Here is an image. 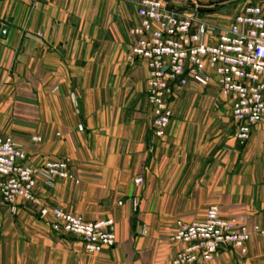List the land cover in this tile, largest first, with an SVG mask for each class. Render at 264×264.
Wrapping results in <instances>:
<instances>
[{"label":"crops","instance_id":"crops-1","mask_svg":"<svg viewBox=\"0 0 264 264\" xmlns=\"http://www.w3.org/2000/svg\"><path fill=\"white\" fill-rule=\"evenodd\" d=\"M195 1V11L215 7ZM228 10L200 19L226 27ZM139 25L136 7L117 0H0V135L29 141L39 164L68 160L78 186L100 198L85 202L113 203V264H134V256L150 264L173 221L203 220L213 205L261 233H252L246 255L222 250L209 264H264V121L241 144L213 78L205 99L188 96L191 82L173 100L167 137L156 139L148 66L127 61ZM36 137L41 145L30 142ZM73 185L60 184L56 197H72ZM134 219L145 221V235Z\"/></svg>","mask_w":264,"mask_h":264},{"label":"built area","instance_id":"built-area-1","mask_svg":"<svg viewBox=\"0 0 264 264\" xmlns=\"http://www.w3.org/2000/svg\"><path fill=\"white\" fill-rule=\"evenodd\" d=\"M136 7L140 25L132 30L136 42L127 61L148 66L147 93L153 112L152 130L164 139L173 119L170 102L189 83L209 87L216 78L222 97L231 103L236 139L245 144L253 129L264 121V13L247 5L232 24L218 27L204 22L194 10L180 13L166 0H117ZM83 131L82 128H80ZM25 152L11 139L0 138V197L6 203L16 199L36 202L33 189L36 171L24 166ZM44 170V171H43ZM47 178H68V163H48ZM141 185L143 178L136 179ZM65 231L84 240L90 253L115 245L112 222L85 224L78 218L57 212ZM57 231L59 226L54 227ZM249 234L235 231L216 207L209 209L201 223H178L173 242L182 244L173 264L209 262L224 247L245 253Z\"/></svg>","mask_w":264,"mask_h":264},{"label":"rangeland","instance_id":"rangeland-1","mask_svg":"<svg viewBox=\"0 0 264 264\" xmlns=\"http://www.w3.org/2000/svg\"><path fill=\"white\" fill-rule=\"evenodd\" d=\"M169 1H171L170 3L167 1L169 7L177 10L180 13H192L197 5L202 4L200 1L196 2L195 0ZM243 1L245 0H213V3L211 4L215 5L214 8H216L220 3L228 6L229 10L227 12L226 21H229V23L231 24L235 15L239 11L237 6L239 4H243ZM251 1V4L253 5H257L259 7L262 6L259 4L260 0ZM261 1L264 3V0ZM194 86L195 88L190 92L188 96L192 97L191 99H196L198 101L205 99L208 94L207 90L210 89V86L201 87L197 84H195ZM181 93H179V95ZM179 95H177L176 97H178ZM176 97L173 98L170 102L172 111V102L174 99H176ZM80 128L83 129V127L80 126L78 128V130L82 132ZM0 138L11 139L16 144L21 145L26 155L24 166L31 169L33 172H37L35 176L36 183L33 189V194L36 202H29L19 198L13 201V203H6L0 197V264H113L112 249L117 244L115 229L116 224L115 220H113V203H110L106 199V196L103 197L101 203L85 202L86 200L92 201L100 198L95 197L92 194L88 195L87 189L85 190L81 188V186H78L80 184V181L74 178V176L72 175L70 171V163L68 160L44 159L42 163L39 164L37 162H34V158L27 151V142L29 141H18L11 136L0 135ZM30 142L34 143L33 145H41L40 143H42V140L39 137H36L33 138ZM59 162L68 163V178L54 176L52 180H49L47 178L46 172H44L43 175L42 173L40 174V172L44 171L43 167L45 168L48 163ZM65 182H72L74 184L71 191L73 196H66L65 198H60L58 196L56 197L55 192L58 186ZM79 194H81V196H79ZM74 195L77 196L74 197ZM212 207L218 208L217 206L213 205L208 208L207 213ZM58 211L66 215L78 218L85 224H96L111 221L115 235V245L110 248H104L99 253L88 252L85 248L84 240L81 237H78L74 234H69L65 231L64 224L62 222L63 220H60L59 214H57ZM206 216L203 220L199 221H173L174 231L168 232V234H166L163 239H160L161 242L154 246L153 251L150 253V264H173V260L177 253L184 248L182 244H178L172 241L173 236L177 232L178 223H201L206 220ZM221 218L231 223L235 231H239L244 228L250 235L249 241L251 240L252 233H261L257 227L253 232H251L249 230V227L246 225H241L235 220L223 218L222 216ZM144 222L142 220L139 221L138 219H134L132 221L133 227L136 228L137 226H139L140 229L142 228L141 232L144 233L143 235L147 233L145 231L146 229L143 226ZM55 226H59V229L57 231L54 228ZM248 242L245 244V253H242L241 249L231 246L224 247L220 251L234 249L238 250L242 255H246ZM172 245L178 246L179 248L176 250ZM134 260V264H136V260L139 261V259H137V257L135 256ZM213 260L209 261L208 263L198 262L197 264H209Z\"/></svg>","mask_w":264,"mask_h":264},{"label":"water","instance_id":"water-1","mask_svg":"<svg viewBox=\"0 0 264 264\" xmlns=\"http://www.w3.org/2000/svg\"><path fill=\"white\" fill-rule=\"evenodd\" d=\"M223 7H226V5H223V6L218 7V8H197L196 11L199 12V17L203 18L206 13L214 12L216 10H219V9L223 8ZM6 31H7L6 28H4L2 30V36H5Z\"/></svg>","mask_w":264,"mask_h":264}]
</instances>
